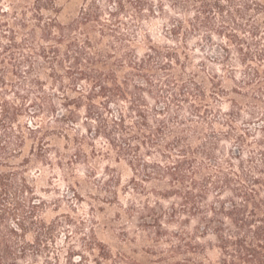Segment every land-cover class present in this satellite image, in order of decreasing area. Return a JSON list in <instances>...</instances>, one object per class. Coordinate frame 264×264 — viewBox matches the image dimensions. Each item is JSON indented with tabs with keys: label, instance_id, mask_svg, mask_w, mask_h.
<instances>
[{
	"label": "trees",
	"instance_id": "obj_1",
	"mask_svg": "<svg viewBox=\"0 0 264 264\" xmlns=\"http://www.w3.org/2000/svg\"><path fill=\"white\" fill-rule=\"evenodd\" d=\"M77 1L0 0V264H210L208 236L216 264H264V0H84L75 13ZM159 14L172 45L149 37L139 56L136 23ZM216 46L217 64L239 69L231 91L190 71L191 50ZM82 108L138 166V193L175 198L142 221L138 258L114 256L93 229L59 244L63 221L42 216L29 168L53 164L50 141L77 143ZM76 145L57 153L60 169L84 159Z\"/></svg>",
	"mask_w": 264,
	"mask_h": 264
},
{
	"label": "rangeland",
	"instance_id": "obj_2",
	"mask_svg": "<svg viewBox=\"0 0 264 264\" xmlns=\"http://www.w3.org/2000/svg\"><path fill=\"white\" fill-rule=\"evenodd\" d=\"M59 1L63 3L68 0ZM153 1L157 6V0ZM77 2L75 13L79 11L84 0ZM167 10L172 18L175 17V13L169 8ZM169 23L160 14L136 23L138 25L135 31H140L139 34L135 32V38L133 37L132 48L135 52L142 56L147 51L149 37L159 46L172 45L165 37ZM214 40L218 44L223 42L216 37ZM195 43V40L190 43L191 49H195ZM219 49V46L207 47L203 53L191 50L194 64L190 71L199 72L204 80L210 74L217 75L222 81V87L231 91L234 87L231 78L239 79V69H236L235 76H231L217 64ZM201 61L209 65L205 73L199 70ZM233 65L237 66L235 63ZM229 108L228 99H224L222 110L227 112ZM86 116L87 110L82 108L76 123L72 125L74 128L69 130L71 140L74 139L71 144L77 142L76 144H80V150L86 154L83 160L73 165L67 164L65 160L63 169H60L57 166V156H72L76 151L74 147L78 146L69 145L66 149V140L60 139L57 143L50 141V147L53 149L50 154V162L53 163L51 166L36 161L37 163L29 168L28 177L33 182L36 196L44 203L42 216L47 222L57 218L63 221V237L59 244L64 243L68 231L69 235L75 232L80 238L93 229L98 239L109 246L114 256L124 254L138 258V252L150 244L148 233L141 227L142 221L147 219L150 210L154 208H172L175 198H164L160 193H138V176L135 174L138 166L133 167L127 159L120 158L119 153L106 139L98 137ZM223 145L226 149L231 148L229 143ZM195 227L196 223L192 222L190 229ZM199 243L205 248L203 259L207 263L216 264L219 260V250L215 246L213 236L201 238Z\"/></svg>",
	"mask_w": 264,
	"mask_h": 264
}]
</instances>
